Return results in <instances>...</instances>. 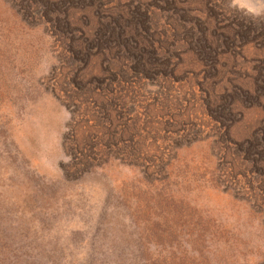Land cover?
I'll return each mask as SVG.
<instances>
[{
    "label": "rangeland",
    "instance_id": "rangeland-1",
    "mask_svg": "<svg viewBox=\"0 0 264 264\" xmlns=\"http://www.w3.org/2000/svg\"><path fill=\"white\" fill-rule=\"evenodd\" d=\"M0 264H264V0H0Z\"/></svg>",
    "mask_w": 264,
    "mask_h": 264
}]
</instances>
